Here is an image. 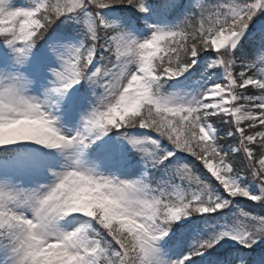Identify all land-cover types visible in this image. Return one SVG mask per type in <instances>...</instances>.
Returning a JSON list of instances; mask_svg holds the SVG:
<instances>
[{
	"label": "snow or ice",
	"instance_id": "1",
	"mask_svg": "<svg viewBox=\"0 0 264 264\" xmlns=\"http://www.w3.org/2000/svg\"><path fill=\"white\" fill-rule=\"evenodd\" d=\"M0 264H264V0H0Z\"/></svg>",
	"mask_w": 264,
	"mask_h": 264
}]
</instances>
